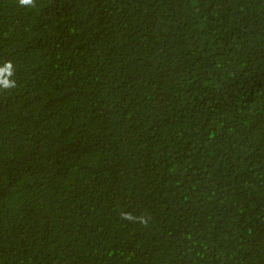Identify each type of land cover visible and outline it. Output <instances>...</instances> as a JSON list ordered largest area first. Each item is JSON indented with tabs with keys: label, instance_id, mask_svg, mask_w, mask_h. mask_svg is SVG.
Here are the masks:
<instances>
[{
	"label": "trees",
	"instance_id": "1",
	"mask_svg": "<svg viewBox=\"0 0 264 264\" xmlns=\"http://www.w3.org/2000/svg\"><path fill=\"white\" fill-rule=\"evenodd\" d=\"M9 62L0 264H264V0H0Z\"/></svg>",
	"mask_w": 264,
	"mask_h": 264
},
{
	"label": "clouds",
	"instance_id": "2",
	"mask_svg": "<svg viewBox=\"0 0 264 264\" xmlns=\"http://www.w3.org/2000/svg\"><path fill=\"white\" fill-rule=\"evenodd\" d=\"M21 6L33 5L34 0H19ZM12 64L7 63L4 67L0 68V87L5 89L15 87V82L10 80L8 77L12 76ZM125 218H131L129 214H125Z\"/></svg>",
	"mask_w": 264,
	"mask_h": 264
}]
</instances>
